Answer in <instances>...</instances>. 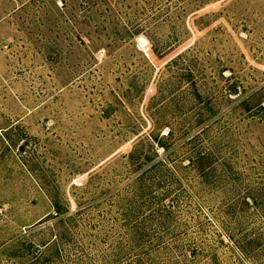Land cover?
I'll return each mask as SVG.
<instances>
[{
	"label": "rangeland",
	"instance_id": "obj_1",
	"mask_svg": "<svg viewBox=\"0 0 264 264\" xmlns=\"http://www.w3.org/2000/svg\"><path fill=\"white\" fill-rule=\"evenodd\" d=\"M259 104L264 0H0V264H264Z\"/></svg>",
	"mask_w": 264,
	"mask_h": 264
},
{
	"label": "trees",
	"instance_id": "obj_2",
	"mask_svg": "<svg viewBox=\"0 0 264 264\" xmlns=\"http://www.w3.org/2000/svg\"><path fill=\"white\" fill-rule=\"evenodd\" d=\"M63 4L66 6L67 5V0H63ZM135 30L136 31H138V32H142V33H144L145 34V29L143 28V25L142 24H138L137 26H136V28H135ZM147 36L150 38L151 36H149V34H147ZM150 40L153 42V44L155 45V42H154V40H153V38L151 37L150 38ZM155 51V50H154ZM189 74V76H191V72H189L188 73ZM160 92H161V90H160ZM234 93H238V89L237 88H235L234 89ZM252 98L250 97V98H244V99H242L240 102H241V104L242 105H244L245 107H247V108H249L252 104H251V102H252ZM260 105V108L261 109H264V108H262V105L261 104H259ZM253 108H256L257 107V105H253L252 106ZM252 107L251 108H249L248 110H250V109H252ZM198 115V118H197V120L195 121V123H196V125L198 126H202V125H205L204 126V128L203 129H206L208 126H210L209 124H210V121H211V115L209 114H197ZM197 117V116H196ZM154 123L156 124V125H158V127L157 128H161V127H165V126H168V124H166V123H160L159 121H157V120H155L154 121ZM193 126V125H192ZM169 128H170V132L168 133V134H166V133H164V134H157V135H154V134H150V139H151V141L153 142V143H155V145H157V146H160V147H162L163 148V150L164 151H167V154H173L172 153V151L176 148V146H177V144L176 143H172V147L167 143V141L166 140H169V139H174L173 138V135H174V132H173V128L171 127V126H169ZM209 128V127H208ZM187 129H189V128H187ZM182 139H186V140H189V141H191V139H190V137H189V135L188 134H184L183 135V138ZM144 152L145 151H139L138 150V144H137V146L136 147H134V149H133V151H131V153H130V160H131V162H132V164L134 165V168L135 167H137V166H139L140 167V165L142 164V161H144V160H146V159H148V156L147 155H145L144 154ZM192 157V156H191ZM152 158H149V160H151ZM156 168H153L152 170L150 169V171H153V170H155ZM170 170H168V172H169ZM145 172H147V171H145ZM144 174V173H143ZM143 180V179H142ZM59 212V211H58Z\"/></svg>",
	"mask_w": 264,
	"mask_h": 264
}]
</instances>
